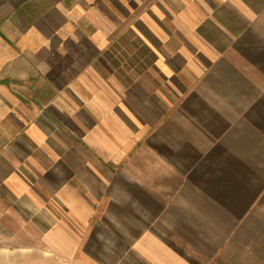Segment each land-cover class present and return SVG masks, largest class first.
Instances as JSON below:
<instances>
[{
    "label": "crops",
    "instance_id": "obj_1",
    "mask_svg": "<svg viewBox=\"0 0 264 264\" xmlns=\"http://www.w3.org/2000/svg\"><path fill=\"white\" fill-rule=\"evenodd\" d=\"M12 200L9 261L264 264V0H0Z\"/></svg>",
    "mask_w": 264,
    "mask_h": 264
},
{
    "label": "rangeland",
    "instance_id": "obj_2",
    "mask_svg": "<svg viewBox=\"0 0 264 264\" xmlns=\"http://www.w3.org/2000/svg\"><path fill=\"white\" fill-rule=\"evenodd\" d=\"M10 209L12 211L18 212L20 214L21 219H23V217H25L24 219L26 220H31L32 221V225L33 227L35 226V228L38 230L42 227V229L44 228L45 225H49L50 222H45V221H40L39 214H34V209L35 208H30L28 207H24V205L20 202H16V201H6V202H1L0 203V212H5L4 214H8L7 211ZM36 210V209H35ZM26 211L27 214H23V212ZM63 213V212H62ZM63 220L65 221V223H67L68 225H71V221L66 217L65 214H62ZM30 218V219H29ZM13 220V219H12ZM14 222H18L13 220ZM7 219V217H5L4 219V224L8 225V224H14V222ZM19 223V222H18ZM23 227L19 226L16 228L15 232L19 233L21 236H23ZM32 233H36L37 231L34 230V228H32ZM34 231V232H33ZM33 238L35 236H32ZM18 238V237H17ZM11 239V242L9 243L8 240L6 238H0V245L1 246H10L13 247V239ZM21 242L24 240V238H18ZM1 257H3L2 260H0V264H40L39 263V254L38 252H25L21 249H16L15 253L12 254V257L9 261L8 256L6 255H0ZM52 264V263H49ZM67 264H71L70 262H67Z\"/></svg>",
    "mask_w": 264,
    "mask_h": 264
}]
</instances>
